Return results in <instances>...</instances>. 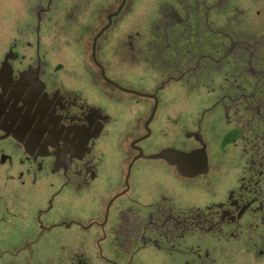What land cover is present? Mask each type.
<instances>
[{"label":"flooded vegetation","instance_id":"af4514ba","mask_svg":"<svg viewBox=\"0 0 264 264\" xmlns=\"http://www.w3.org/2000/svg\"><path fill=\"white\" fill-rule=\"evenodd\" d=\"M0 264H264V0H0Z\"/></svg>","mask_w":264,"mask_h":264},{"label":"rangeland","instance_id":"374dc122","mask_svg":"<svg viewBox=\"0 0 264 264\" xmlns=\"http://www.w3.org/2000/svg\"><path fill=\"white\" fill-rule=\"evenodd\" d=\"M75 55H76V52H75ZM76 58V57H75ZM79 59H82L80 56L77 58V60H79Z\"/></svg>","mask_w":264,"mask_h":264}]
</instances>
